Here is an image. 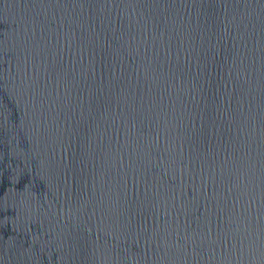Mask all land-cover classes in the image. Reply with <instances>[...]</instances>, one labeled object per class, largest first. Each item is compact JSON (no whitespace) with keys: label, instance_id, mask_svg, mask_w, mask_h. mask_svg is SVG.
Masks as SVG:
<instances>
[{"label":"water","instance_id":"water-1","mask_svg":"<svg viewBox=\"0 0 264 264\" xmlns=\"http://www.w3.org/2000/svg\"><path fill=\"white\" fill-rule=\"evenodd\" d=\"M0 264H264V0H0Z\"/></svg>","mask_w":264,"mask_h":264}]
</instances>
